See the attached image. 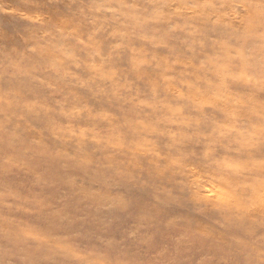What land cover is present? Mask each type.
Instances as JSON below:
<instances>
[{"label":"rangeland","instance_id":"1","mask_svg":"<svg viewBox=\"0 0 264 264\" xmlns=\"http://www.w3.org/2000/svg\"><path fill=\"white\" fill-rule=\"evenodd\" d=\"M185 2L215 8L147 26L185 28L157 48L120 15L156 0H0V264H264V0ZM134 55L157 61L135 70ZM94 56L131 91L93 82ZM177 56L188 66L166 70ZM216 58L243 77L227 105L175 100Z\"/></svg>","mask_w":264,"mask_h":264},{"label":"clouds","instance_id":"2","mask_svg":"<svg viewBox=\"0 0 264 264\" xmlns=\"http://www.w3.org/2000/svg\"><path fill=\"white\" fill-rule=\"evenodd\" d=\"M156 10L149 16L146 17H138L135 15H130L128 13H120V15H124L131 19L135 26L137 28L141 29V32L139 34L134 33L133 37L136 39H139L141 41H144L146 43L152 44L154 47L157 48H168L169 44L168 41L172 39H176V33L185 31V28L176 25L171 27L166 33H164L162 36L157 37L155 35H148L146 32L143 31L147 26L154 25V24H160L165 22L166 20L170 19L173 16H182L187 14L190 19H194L200 16L205 15L204 10L205 9H213L215 8V5L212 3H204V4H188L185 2V0H156ZM223 7V5H221ZM225 15H227L225 13ZM210 18V17H209ZM214 23L219 24L220 21L217 19L214 21ZM230 25H225V27H229ZM190 36L195 35V32L188 33ZM183 45L186 46V50L188 52L194 51V45L196 42L189 43L186 40L181 41ZM202 46V44H201ZM133 53H136L135 49H130ZM94 56L92 58V63L89 64V68L96 74L94 77V81L96 80L100 81L102 84L109 85L112 89H119L124 88L126 91H131V86H125L119 84V81L117 79V73L114 70H106V63L103 58L100 59V62L97 63ZM135 59H140L143 61V64L139 65L140 68H143L146 65H150L153 62L157 61V57L153 56L151 60L146 59L144 56L140 55L137 57V55H134L133 60V67L136 70L137 64L135 63ZM219 58L216 59H209L207 62L201 63L197 68V73H202L203 76L197 75L195 77V83H183V87L188 89L189 91L195 90V93L197 95H186L184 91H182L179 88L174 89V99L177 101L180 100H190L193 103H196L199 107L203 108L205 106H213L215 103H221L227 105L228 100L223 94V89L227 87V81L230 79H242L243 77H231L227 75L224 72L223 66L220 65L217 61ZM65 61H70L69 58L65 57L63 55V60L58 61L59 65H63ZM162 63L166 66V70H172L176 66H184L187 67L188 65L183 64V61L177 56L175 58H168L164 57L162 58ZM160 66V63L157 62V67ZM66 75V73H64ZM207 77H214L218 83H214L212 79H207ZM204 80V82L207 84L209 89H214L211 91L210 95L205 96L201 93L200 88L197 86L201 80ZM83 86V85H82ZM142 106L148 109H154L156 107L155 103H146L142 102ZM170 110L173 112V115H178L182 109L180 107L173 108L171 105H168ZM83 109L77 110V114L82 112ZM167 123L171 124H177L179 126L185 127V128H192V127H199L200 121H194L189 122L185 120H177V119H170L167 121ZM142 128L146 129L149 127L148 125H144L143 121L140 122ZM177 133H172V136H177ZM222 136H219L216 134H210L209 137L206 139L208 140V143L206 145L207 151L205 152V158L211 155V152L213 151L215 145L218 143L220 139H222ZM217 167L221 168L224 171H227L228 169L222 164L217 163ZM261 199H264V191H262L260 194ZM235 200V197L231 194V199L227 201H220L217 200V204H231Z\"/></svg>","mask_w":264,"mask_h":264},{"label":"bare ground","instance_id":"3","mask_svg":"<svg viewBox=\"0 0 264 264\" xmlns=\"http://www.w3.org/2000/svg\"><path fill=\"white\" fill-rule=\"evenodd\" d=\"M258 167H261L260 165H256V168H257V172H258ZM262 168V167H261ZM254 169H255V167H254ZM256 172V171H255ZM244 195V194H243ZM235 208H236V205H235Z\"/></svg>","mask_w":264,"mask_h":264}]
</instances>
